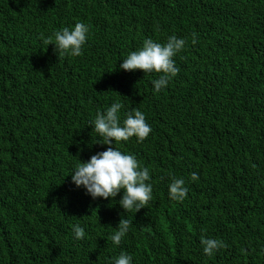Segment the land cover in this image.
Instances as JSON below:
<instances>
[{
	"label": "trees",
	"instance_id": "1",
	"mask_svg": "<svg viewBox=\"0 0 264 264\" xmlns=\"http://www.w3.org/2000/svg\"><path fill=\"white\" fill-rule=\"evenodd\" d=\"M77 22L83 54L59 60L41 37ZM172 35L186 44L160 92L161 74L119 68ZM117 101L121 124L137 108L152 128L113 143L149 169L138 212L120 206L123 190L93 199L71 181L107 149L92 121ZM120 218L132 224L116 245ZM202 235L227 247L206 255ZM121 252L131 264H264V0H0V264H115Z\"/></svg>",
	"mask_w": 264,
	"mask_h": 264
},
{
	"label": "clouds",
	"instance_id": "2",
	"mask_svg": "<svg viewBox=\"0 0 264 264\" xmlns=\"http://www.w3.org/2000/svg\"><path fill=\"white\" fill-rule=\"evenodd\" d=\"M89 26L83 22H77L73 28L64 27L56 30L52 35L41 37L46 45H55L54 51L58 59L65 56L78 57L83 54L82 48L87 41ZM196 34H193L192 43L195 44ZM186 40L175 35L169 36L166 43L154 42L145 39L143 47L130 52L119 64V68L126 72L140 70L144 73H159V77L152 81L154 90L160 92L172 78L177 76L180 69L176 66L174 57L183 50ZM123 104L119 101L107 108L106 112H98L92 125L94 130L103 138L107 149L92 155L87 162L78 164L71 174V181L77 187H83L86 193L93 199L98 197L115 200L118 193L123 190V196L118 201L125 212L133 209L138 212L145 208L152 200L153 186L149 182L151 177L149 169L141 167L137 158L132 154H124L113 147V143L128 141L136 137L143 142L151 133L152 128L146 122L145 114L137 108H132L126 114L121 124L120 112ZM191 180L199 179L197 173L191 174ZM188 194L183 178L172 177L169 184L170 199L182 202ZM132 222L126 218H120L118 230L110 237L116 245L128 233ZM75 238L82 240L85 232L79 225L73 226ZM201 244L206 255H213L219 249L227 245L214 238L201 236ZM132 257L121 252L115 259V264H131Z\"/></svg>",
	"mask_w": 264,
	"mask_h": 264
}]
</instances>
